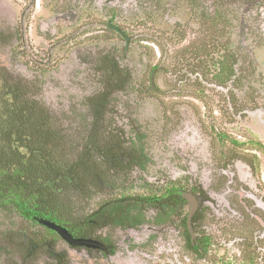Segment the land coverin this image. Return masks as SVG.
Returning a JSON list of instances; mask_svg holds the SVG:
<instances>
[{"label": "rangeland", "instance_id": "1", "mask_svg": "<svg viewBox=\"0 0 264 264\" xmlns=\"http://www.w3.org/2000/svg\"><path fill=\"white\" fill-rule=\"evenodd\" d=\"M108 24L121 28L127 42ZM0 33V64L10 75L38 80L40 98L69 127L82 122L85 98L100 85L95 59L101 51L113 52L132 73L130 86L112 100L113 117L124 127L112 129L124 146L144 134L150 161L144 170L119 172L118 183L95 192L83 208L95 210L125 190L161 193L174 184L201 185L226 202L204 213L199 228L213 247L201 258L170 228L155 225L157 210L147 207L141 227L98 231L115 254L71 251L63 264L239 263L241 238L263 229L244 213L240 191L231 198L222 193L238 171L243 193L264 200V0H0ZM223 60L233 67L226 82L230 69L220 76ZM67 130L73 145L81 136L75 132L87 131ZM224 134L244 145L231 139L223 147ZM226 156H236L232 165ZM240 158L255 159L253 176ZM2 223L10 226L0 213ZM53 239L32 259L24 260L20 247L0 253V264H55L47 251L66 254V245Z\"/></svg>", "mask_w": 264, "mask_h": 264}, {"label": "trees", "instance_id": "2", "mask_svg": "<svg viewBox=\"0 0 264 264\" xmlns=\"http://www.w3.org/2000/svg\"><path fill=\"white\" fill-rule=\"evenodd\" d=\"M219 19L220 16L212 19V26L218 25ZM108 28L127 42L121 28L111 24ZM95 60L100 85L85 98L86 109L77 117L82 122L75 127L63 123L40 98L38 80L10 75L0 64V213L10 222V226L0 224V253L20 247L27 260L39 248H51L48 240L54 239L50 230L42 227L38 219L63 225L79 238H96L104 227L142 225L147 207L163 216L161 210L168 213L173 209L165 207L166 201L185 204L172 186L161 193L133 195L125 190L119 197L101 202L95 210L81 206L83 201L95 199L98 190L113 188L119 172L144 170L150 161L145 153L144 134L139 132L131 146H124V140L112 129L124 127L115 121L111 108L112 100L130 86L131 71L107 50ZM219 65L224 72L229 67L231 73L232 65L228 66L225 60ZM67 128L87 131L75 132L81 136L73 145ZM36 227L41 230L36 231ZM203 243L207 254L209 244ZM47 253L50 256L52 251ZM254 263L255 260L242 259L238 264Z\"/></svg>", "mask_w": 264, "mask_h": 264}, {"label": "flooded vegetation", "instance_id": "3", "mask_svg": "<svg viewBox=\"0 0 264 264\" xmlns=\"http://www.w3.org/2000/svg\"><path fill=\"white\" fill-rule=\"evenodd\" d=\"M220 72H222V73H220V76H222L223 74L226 75V73H225L226 71L224 72L223 69H221ZM232 74H233V67H232L231 73L230 72L227 73V76H226L225 80H223V81L226 82L228 79H230L232 77ZM220 76L218 75V77H220ZM221 138H222L221 142H222L223 147L228 143V140L232 139L230 137H227L225 134L222 135ZM231 141L235 146H238V147L244 145L243 143L239 142L238 140L232 139ZM259 146L264 151V147L261 144ZM251 157H253V156H251ZM235 159H236V156H234V158H232V157L230 158V157L226 156L224 161L226 163H228V165H232V163L234 162ZM240 161L242 163L246 164L248 166V168L250 169V173L246 174V175L253 176L254 171H256V169H257V166L254 162L255 159L253 158V160L250 161V160H246L244 158H240ZM235 174L237 175V177H239L238 171H236L234 174H230L229 180L226 182V184H224L225 190H223L222 195L225 198L226 197L231 198V196L238 194V192L240 191L238 195L241 194V198H242L241 204L244 207V213L249 214V216L252 217L253 220H255L256 224L261 229H263L261 231L264 233V200L263 199L259 200V203H257L256 200L253 199V197H250V196L246 195L245 193H243L246 190L243 187V185L240 183L241 176L238 179L235 177ZM237 184H240L241 186H239V188H236ZM172 186L177 188V190H178L177 193L185 200V204H182L181 201L178 203L172 204V202H173L172 199H171V201H166L165 207H167V209H168V206H172L173 209H171V211H169L168 213L164 210H161V213L163 214V216H159L158 210H157V214L154 218V224L162 226L166 230H168L170 228L171 231H173L177 237L179 236L181 239H183L184 246H185L187 252L194 255V257L201 258L203 256H206L208 254V252L211 250V248L213 247V240L209 235H207L205 232H203V230H200L199 226L202 223V220L204 218V213H206L207 211L212 209L217 204L220 205L221 207H223V206L225 207L226 202L221 200V198L217 197L215 194L210 193L206 188H204L203 186L198 185V184H195L192 188H188V189H184V187L178 186L175 184L171 185V187ZM169 189H170V187H169ZM187 194L191 195L196 200V203H197L196 209H195L194 213L192 214L191 218H190V213L192 210V206H191V203L189 202V200L187 199V197L185 196ZM222 201H223V203H222ZM251 201L255 202V204L253 205V207L250 208L249 202H251ZM228 208L230 211L231 206L229 204H228ZM225 210L226 209H223L224 212H226ZM184 211H185V213H184ZM158 216L161 218H158ZM240 216H241V214H240ZM157 219H160V220H157ZM244 219H245V217H243V220ZM146 221L147 220H145V222ZM144 223L142 225H144ZM142 225H140L138 227H141ZM63 227H65V226H63ZM138 227H136V228H138ZM44 228H46V227H44ZM119 228H121V227H119ZM124 229H135V228L134 227H131V228L128 227V228H124ZM254 230L256 233L258 231H260L256 227L253 229V231ZM68 231H69V229H68ZM252 232L250 233L251 234L250 236L249 235L243 236L240 240V243L238 245V250H239V254H240L239 260L240 261L242 259L248 260V261L255 260L254 264H264V253L262 252L263 256H260L261 253L258 254V251L264 250V234L261 233L259 236H255L254 233H252ZM50 234L52 235L53 238L56 237L59 239L57 241L58 243L63 242V244H65L67 247V248L65 247L66 254H65V252H59V253L52 252L50 254V257H52L54 260H56L55 264H63L64 261L66 260V257H67L66 255L71 256V254H70L71 251L75 252L77 254H79V251L83 252V253L84 252H98L100 254H103L102 256H111V255L115 254L114 245L106 237L105 238H102V237L98 238V236H97L96 238L95 237L79 238V237L74 236V234L71 233L72 236L76 239H87V240H93V241L100 243L102 246H104L106 248V250H103L100 248H93V247L71 246L66 241H64L56 232L50 230ZM204 241H207V243L209 244L207 254L204 253V250L207 249V247L204 246V243H203ZM200 253H201V255H200Z\"/></svg>", "mask_w": 264, "mask_h": 264}, {"label": "water", "instance_id": "4", "mask_svg": "<svg viewBox=\"0 0 264 264\" xmlns=\"http://www.w3.org/2000/svg\"><path fill=\"white\" fill-rule=\"evenodd\" d=\"M185 196L187 197V199L189 200L192 206V210L190 213V218H191L192 214L196 209L197 203L196 200L191 195L187 194ZM38 223L43 227H46L47 229L56 232L64 241H66L71 246L93 247V248H100L106 250L104 246H102L100 243L96 241L74 238L66 227H63L62 225L57 224L56 222L45 219H38Z\"/></svg>", "mask_w": 264, "mask_h": 264}]
</instances>
